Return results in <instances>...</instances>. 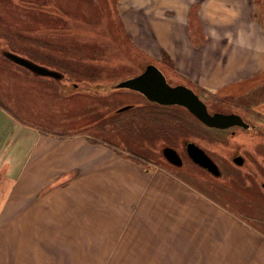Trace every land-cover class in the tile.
Listing matches in <instances>:
<instances>
[{"label":"rangeland","instance_id":"obj_1","mask_svg":"<svg viewBox=\"0 0 264 264\" xmlns=\"http://www.w3.org/2000/svg\"><path fill=\"white\" fill-rule=\"evenodd\" d=\"M52 1L0 0V264H264V73L240 94L208 91L134 50L106 0H82L79 17L72 0ZM150 64L251 128H208L116 89ZM188 142L221 177L189 159Z\"/></svg>","mask_w":264,"mask_h":264},{"label":"crops","instance_id":"obj_2","mask_svg":"<svg viewBox=\"0 0 264 264\" xmlns=\"http://www.w3.org/2000/svg\"><path fill=\"white\" fill-rule=\"evenodd\" d=\"M81 1L71 2L76 17ZM105 2L117 30L130 35L134 50L208 91L240 94L248 90L249 79L264 73V0ZM100 9L105 11L103 1ZM37 147L31 153L38 152ZM25 171L21 177L28 178Z\"/></svg>","mask_w":264,"mask_h":264},{"label":"water","instance_id":"obj_3","mask_svg":"<svg viewBox=\"0 0 264 264\" xmlns=\"http://www.w3.org/2000/svg\"><path fill=\"white\" fill-rule=\"evenodd\" d=\"M5 56L17 65L28 69L38 76L51 77L54 79L62 78L61 73L36 64L14 53L6 52ZM116 89L135 91L146 97L150 102L161 106L183 107L208 128L217 130H228L234 127H240L246 130L250 129V125L240 115L210 113L207 105L191 88L185 85L172 86L169 84L165 74L153 64L148 65L138 76L118 83ZM130 108V106L124 107L120 112L129 110ZM186 153L194 164L208 171L215 177H221L222 173L218 165L199 145L188 142L186 144ZM163 155L172 165L177 167L183 166V160L176 149L165 147L163 149ZM234 162L238 165H243L244 159L242 157H236Z\"/></svg>","mask_w":264,"mask_h":264},{"label":"flooded vegetation","instance_id":"obj_4","mask_svg":"<svg viewBox=\"0 0 264 264\" xmlns=\"http://www.w3.org/2000/svg\"><path fill=\"white\" fill-rule=\"evenodd\" d=\"M250 128H251V126H250ZM186 149V148H185Z\"/></svg>","mask_w":264,"mask_h":264}]
</instances>
